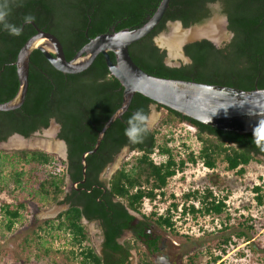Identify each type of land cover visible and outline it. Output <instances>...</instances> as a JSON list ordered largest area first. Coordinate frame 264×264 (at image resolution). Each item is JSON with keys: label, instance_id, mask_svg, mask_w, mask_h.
<instances>
[{"label": "trees", "instance_id": "16d2710c", "mask_svg": "<svg viewBox=\"0 0 264 264\" xmlns=\"http://www.w3.org/2000/svg\"><path fill=\"white\" fill-rule=\"evenodd\" d=\"M159 1L0 0V13L4 14L0 18V102L15 94L18 80L13 62L19 47L35 32L31 23L24 22V17H35L33 22L37 27L56 35L65 57L69 59L90 37L140 26L152 15ZM216 2L220 3L221 12L226 14L227 28L233 32L230 40L220 47L207 39L186 43L183 50L190 62L178 66L167 65L164 62L165 50L153 42L154 34L164 29L166 20H180L183 26H189L208 18L211 15L208 4ZM5 25L21 28V35H10ZM129 53L142 70L155 76L246 90L264 88V0H170L157 25L131 43ZM109 54L114 60L113 53ZM121 96L122 87L110 74L102 54H98L79 73H63L55 69L40 50L34 49L30 54L24 102L14 110L0 111V140L13 132L28 136L37 128L48 126L50 117H54L61 126L58 136L66 143L65 167L60 171H48L37 181L34 194L39 209H47L62 202H69V205L54 217L43 219L34 234L39 238L60 234L65 236V246L61 252H65L67 259L75 264H106L105 257L96 252L91 244L85 225L81 222L82 217L101 221L103 246L107 253L118 252L122 248L140 249L139 242L132 238L126 239L123 244L116 241L134 218L129 210L141 213L145 200L155 201L158 195L162 198L168 179L176 172L197 162L210 170L222 163L226 169L241 175L249 162H260V157L264 158V139L257 143L260 137H264V133L221 130L183 117L162 106V115L157 125L149 128L141 142H130L125 135L129 117L137 110L148 114V107L153 103L140 93H135L127 110L104 132L96 151L86 155L85 181L76 185L83 189L78 192V189L73 188L71 193H67L66 174L73 183L83 178L81 155L93 147L97 131L119 107ZM181 121L194 127L198 148L192 150L186 147L183 154L176 158L169 145L173 136L160 133ZM159 134L161 140L158 142ZM125 145L137 154L132 161H124L104 186L97 179L98 173ZM154 153L165 155V159L156 162L152 157ZM5 161L42 167L59 159L54 153L40 149L0 150V167ZM9 175L19 186L24 171L14 168ZM0 178L3 177L0 175ZM252 190L255 192L256 203L263 204L262 186L254 185ZM181 197L183 203L179 216L219 215L226 206V195L216 194L210 186L189 189ZM191 200L198 204L193 201L188 203ZM177 208L178 203L172 201L164 213L156 215L151 211L146 218L152 219L159 228L175 232V221L172 218ZM24 209L26 205L23 201L0 203V218L4 220L7 230L13 228ZM135 228L143 233V224ZM237 236H244V241L251 239L243 231H239ZM230 240L224 237L221 244L227 245ZM158 242L155 239L149 246L157 249ZM221 253H225L224 246L221 247ZM138 257L139 264H154L145 252H140ZM220 258V255L211 256L209 263L214 264Z\"/></svg>", "mask_w": 264, "mask_h": 264}, {"label": "rangeland", "instance_id": "374dc122", "mask_svg": "<svg viewBox=\"0 0 264 264\" xmlns=\"http://www.w3.org/2000/svg\"><path fill=\"white\" fill-rule=\"evenodd\" d=\"M162 31L167 32L166 27ZM157 36L158 34L153 37V41ZM165 58H170L167 61L171 64L187 63L180 56L169 57L166 49ZM153 113L155 112L151 108L149 114ZM161 115L162 110L149 128L157 125ZM193 132L194 127L191 124L181 121L176 126L166 127L160 134L169 133L173 136V141L169 145L176 156H181L186 147L197 150L198 142ZM160 134L158 142L161 140ZM31 139L48 140L51 136H48L46 131H41ZM8 142H1L0 150L26 149L8 147L6 144ZM50 153H54L59 161L48 166L34 167L12 161L10 164L8 160L0 167V175L3 177L0 178V203L23 201L26 205V209L22 210V216L11 230L5 228L4 220L0 218V264H75L74 261L67 259L65 252H61L65 246V236L60 234L39 238L34 234L37 225L43 219L52 218L55 213L67 207L62 203L53 204L47 209L38 208L34 194L37 181L48 171H60L65 167L64 153L61 155L52 151ZM136 154L133 151L126 152L125 148H122L115 156L114 163L118 162L115 169L126 160L132 161ZM152 157L156 162L165 159V155L158 153H154ZM260 158L262 160L260 162H249L241 175L226 169L222 163L217 164L212 170L205 168L200 162L188 164L183 171L176 172L168 179L164 189L165 195L160 200L152 202L145 200L141 213L134 212L136 217L144 219L153 231L158 230L165 240L164 253L169 255L168 264H211L209 261L214 255L221 256L214 264H264V203L261 205L256 203L255 192L252 190L254 185H261L264 192V158ZM14 168L24 171L19 186H16L9 175ZM205 186H210L218 195H226L224 211L219 215L179 216L180 206L183 203L182 194L189 189H202ZM172 201L178 203L177 211L173 212L172 218L175 221V232L159 228L152 219L146 218L151 211L156 215L164 213ZM193 202L198 204L196 201ZM84 225L94 249L101 253L98 229L92 222ZM239 231L245 232L251 239L244 241V236H237ZM224 237L231 239L227 245L221 244ZM222 246L225 248L223 254ZM165 254L159 253L156 261L166 263Z\"/></svg>", "mask_w": 264, "mask_h": 264}, {"label": "water", "instance_id": "95a60500", "mask_svg": "<svg viewBox=\"0 0 264 264\" xmlns=\"http://www.w3.org/2000/svg\"><path fill=\"white\" fill-rule=\"evenodd\" d=\"M169 1L160 0L152 15L138 27L122 28L90 37L69 59L65 57L62 44L56 35L40 29L34 22H31L35 28V33L29 36L19 47L13 62L18 88L10 99L0 102V111L14 110L24 102L28 88L30 54L34 49L40 50L48 62L63 73H79L85 70L98 54H102L110 74L118 80L122 87V96L119 107L111 113L97 131L93 147L81 155L83 179L85 177L86 155L96 151L104 132L114 120L127 110L135 93L147 97L153 101L154 105L167 107L183 117H188L211 127L237 133H264V88L255 87L246 90L215 83L159 77L145 72L132 60L129 45L145 36L157 25L168 7ZM210 7L211 15L208 18L189 26H183L180 20H169L166 23L167 32H158V36L153 41L154 44L161 49L165 47L168 56L171 57L168 48L162 45L157 38L168 36L171 27L176 25L182 31L195 27L204 29L198 35L184 37L178 41V56L187 63L190 62V58L185 55L183 50L186 43L207 39L217 47L223 46L232 37L233 32L227 28L226 14L221 12L219 5L210 4ZM216 21H219V27L224 33L219 38H215L212 27L206 28L210 23ZM109 52L113 53L114 60L111 59ZM166 58H164V62L167 65H179L171 64L167 61L170 58ZM50 126H53L55 130L56 126L51 122L48 127L41 131L45 132ZM40 132L37 131L29 136L14 133L11 138L27 141L36 137ZM101 133L103 134L100 135ZM51 139L62 144L63 156L66 159L65 142L59 137H55L54 131ZM40 150L51 152L45 149ZM67 181L69 182L68 176Z\"/></svg>", "mask_w": 264, "mask_h": 264}, {"label": "flooded vegetation", "instance_id": "af4514ba", "mask_svg": "<svg viewBox=\"0 0 264 264\" xmlns=\"http://www.w3.org/2000/svg\"><path fill=\"white\" fill-rule=\"evenodd\" d=\"M213 4H217L219 5L220 9H221V6H220V3L216 2V3H213ZM212 5V4H211ZM208 7L210 8L211 10V7H210V4H208ZM169 20H166L165 21V26L166 27V23L168 22ZM41 29V28H40ZM43 30V29H42ZM163 30V29H162ZM160 30V31H162ZM45 31V30H44ZM159 31V32H160ZM35 33V32H34ZM158 33V32H157ZM156 33V34H157ZM154 34V36L156 35ZM153 36V37H154ZM230 40V39H229ZM44 56V55H43ZM46 59V58H45ZM47 60V59H46ZM48 61V60H47ZM151 108H153L154 112L158 114H160V111H161V106H158V105H154L153 103L149 105L148 109H149V112L151 110ZM149 114V113H148ZM157 116V117H158ZM157 117L155 118V120L157 119ZM154 120V121H155ZM53 122L54 125L56 126L55 127V130L54 131V134H55V137H59L58 134H59V131H60V124L56 121V119L54 117H50L49 118V123H48V126L50 125V123ZM46 126V127H48ZM45 127H39L37 128L36 130L32 131L29 135H32L33 133L35 132H40L42 129H44ZM14 133H17V132H13L11 134H9L4 140H0V143L1 142H5L6 140H8ZM19 134V133H18ZM28 135V136H29ZM61 139V138H60ZM63 140V139H62ZM64 141V140H63ZM65 142V141H64ZM66 145V143H65ZM122 148H125L126 152H130L132 151L130 149V147L128 145H125L123 146ZM121 148V149H122ZM120 149V150H121ZM118 150L115 155L113 156L112 160L107 162L105 164V166L100 170V172L98 173L97 175V179L99 182H101L102 184H104V186L107 185V181L108 179L110 178L111 174L115 171H111V167H112V164L114 163V159H115V156L119 153ZM126 154V153H125ZM124 154V155H125ZM66 156H67V149H66ZM179 156H176V158H178ZM67 160V157L66 159ZM67 176L68 174H66V181H65V191L67 193H71V190L74 188V189H78L77 191L79 192L81 189H83V187H77V183H83L85 181V177L84 179L82 178L80 181H76L75 183L71 182L70 178H69V182L67 181ZM69 177V176H68ZM77 192V193H78ZM75 197V196H74ZM161 196L158 195L157 196V200H160ZM113 200H116V198H114ZM62 203H65L68 207L69 205V202H62ZM129 213H131L132 215H134V218L130 221V224L127 228H124L121 232V234L116 238V241L120 244H123V242L126 240V239H131L132 240H137L140 244V249H135V248H130L128 250H125L124 248H122L120 251L118 252H111V253H107L108 251L105 250L104 246H103V242H104V234H103V229H102V226H101V221L99 219H91V220H87L86 218L82 217L81 218V222L83 224L85 223H90L92 222L95 227L98 229L99 231V235H100V248H101V253H99L100 255H102L103 257H105L106 259V264H139V257H138V254L140 252H145L148 257L153 261L154 264H162V262H157V257H158V254L159 253H164V251L166 250V242L165 240L160 236V233L158 232V230L156 231H153L149 224L144 221V219L142 218H139V217H136L134 211L132 210H129ZM140 224H143V233L139 232L138 230H136L135 226H138ZM145 233V234H144ZM159 240L158 242V245H157V249H153L151 248L150 245V242H152L153 240ZM165 256H169V255H166ZM118 259H123V261H118ZM168 257H167V261L166 263L164 264H168Z\"/></svg>", "mask_w": 264, "mask_h": 264}, {"label": "bare ground", "instance_id": "6f19581e", "mask_svg": "<svg viewBox=\"0 0 264 264\" xmlns=\"http://www.w3.org/2000/svg\"><path fill=\"white\" fill-rule=\"evenodd\" d=\"M212 27L211 29L213 30V33L215 34V38H219L223 36V31L219 27V21L210 23L206 28ZM205 28V29H206ZM203 28L201 27H195L191 28L185 31L180 30L176 25H173L171 27V31L168 36H160L157 38L158 41L162 45H165L168 48L169 55L171 57L178 56V41L181 40L184 37H191L198 35L199 33L203 32ZM155 118L157 117V113L152 114ZM53 126H50L46 131V134L48 136H51L52 138V133H53ZM45 137H47L44 134ZM15 139V140H14ZM8 147L12 148H37V149H45L48 151L55 152L57 154H63V146L59 141L48 139H30V140H21L18 138H11L8 143H6ZM118 165V162L116 161L114 164H112L111 171L115 169V167Z\"/></svg>", "mask_w": 264, "mask_h": 264}, {"label": "clouds", "instance_id": "9594fccd", "mask_svg": "<svg viewBox=\"0 0 264 264\" xmlns=\"http://www.w3.org/2000/svg\"><path fill=\"white\" fill-rule=\"evenodd\" d=\"M3 13H0V18L3 17ZM35 17L29 15L24 17V22L31 23ZM5 29L9 31L10 35L19 36L22 33V29L16 26L5 25ZM155 117L152 114H145L142 110H137L128 119V127L125 129V135L129 138L130 142L138 143L141 142L143 135L149 131L150 124L154 122ZM101 133L100 135H102ZM258 135V134H257ZM260 137L257 143L260 142Z\"/></svg>", "mask_w": 264, "mask_h": 264}]
</instances>
